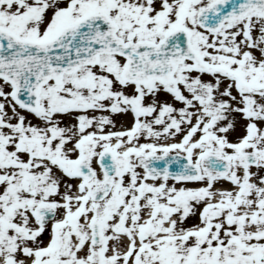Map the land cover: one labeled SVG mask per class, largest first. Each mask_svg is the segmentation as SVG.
<instances>
[{
  "label": "snow or ice",
  "instance_id": "obj_1",
  "mask_svg": "<svg viewBox=\"0 0 264 264\" xmlns=\"http://www.w3.org/2000/svg\"><path fill=\"white\" fill-rule=\"evenodd\" d=\"M0 264H264V0H0Z\"/></svg>",
  "mask_w": 264,
  "mask_h": 264
}]
</instances>
